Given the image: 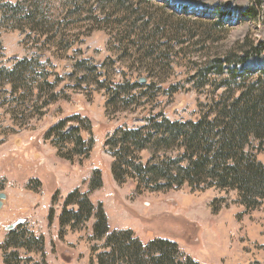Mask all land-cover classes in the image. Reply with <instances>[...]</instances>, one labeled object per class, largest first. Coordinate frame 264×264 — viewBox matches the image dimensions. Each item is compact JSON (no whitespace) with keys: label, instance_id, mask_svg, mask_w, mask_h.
<instances>
[{"label":"rangeland","instance_id":"rangeland-1","mask_svg":"<svg viewBox=\"0 0 264 264\" xmlns=\"http://www.w3.org/2000/svg\"><path fill=\"white\" fill-rule=\"evenodd\" d=\"M22 1L0 0V10ZM172 1L178 8L160 0H37L43 31H32L35 26L23 15L1 19V13L0 68L38 58L35 77L46 80L35 101L36 95L23 91L12 94L0 77V192L7 195L0 209V264L5 227L19 218L27 220L28 233L44 238V263L40 254L20 250L24 256L39 264H98L107 248L105 238L94 239L95 218L74 227L59 222L63 203L75 189L95 206L103 204L110 229H132L145 242L171 240L200 264H264V203L247 210L235 190L183 186L151 192L112 175L115 159L105 142L116 129L141 127L158 114L172 121L196 119L214 88L193 85L197 62L246 37L264 41V7L256 19L244 14L251 0ZM130 5L144 9L134 14ZM216 19L226 29L212 30ZM262 65L264 55L240 69ZM129 82L142 87L130 89ZM66 119L71 121L64 132L80 127L78 135L86 140L91 124L94 145L88 158L62 159L46 138ZM74 141L62 143L64 152H76ZM142 157L146 160L147 153ZM257 157L264 163V151ZM95 170L101 171L103 186L89 191ZM37 182L38 192L31 190Z\"/></svg>","mask_w":264,"mask_h":264},{"label":"trees","instance_id":"trees-1","mask_svg":"<svg viewBox=\"0 0 264 264\" xmlns=\"http://www.w3.org/2000/svg\"><path fill=\"white\" fill-rule=\"evenodd\" d=\"M36 1L24 0L16 5H7L11 10H0V15L3 13L1 19L10 18L8 15H23L21 19L35 26L32 31L34 28L43 31L46 26L41 21V3ZM160 1H167L169 7L173 5L178 8L171 0ZM263 7L264 0H251L244 14L256 19ZM130 8L134 14L144 9L138 5H130ZM150 22L149 18L144 25ZM211 25L214 31L226 29V24L217 19ZM211 35L208 37L211 38ZM212 37L216 42L217 38ZM263 55L264 41L246 37L197 62L196 73L191 78L193 85L198 90L209 86L214 88L208 102L200 105V115L196 119L172 121L158 114L146 118L141 127L116 129L105 142L108 152L115 159L111 168L114 179L119 183L132 180L139 188L151 192H164L183 186L195 191L213 188L235 190L240 203L247 210L260 207L264 203V163L258 160L257 155L264 151V65L244 70L240 67L251 58ZM40 67L38 58H24L12 68H0V77L12 87V94L23 91L32 97L36 95L35 101H38L46 80L45 77L40 83L35 77ZM127 84L130 89L142 87L137 82ZM220 89L223 92L216 95V90ZM76 118L79 123L85 120H81V116ZM69 121L66 119L55 125L46 138L51 140L62 159L73 161L76 154L88 158L94 145L91 124L87 127L90 138L86 140L78 135L80 127L64 132ZM72 140H75L76 152H64L62 143ZM78 147L83 149L78 150ZM143 153H147L146 160L142 157ZM37 185L31 190L38 192L41 184L37 182ZM102 186V173L95 170L89 191ZM74 205L77 206L76 210L69 209ZM218 211L219 207L213 209V213ZM53 217V213H50V222ZM92 217L95 218L94 239L105 238L104 248H107L98 255V264H200L182 253L178 244L171 240L156 238L145 242L132 229H110L103 204L95 206L88 194L80 189L73 190L66 197L59 222L62 226L74 227L81 220L85 222ZM26 223L8 232L3 243L2 264H39L34 257L24 256L20 250H25L26 254H40L41 263L45 262L44 238L28 233L24 228Z\"/></svg>","mask_w":264,"mask_h":264},{"label":"water","instance_id":"water-1","mask_svg":"<svg viewBox=\"0 0 264 264\" xmlns=\"http://www.w3.org/2000/svg\"><path fill=\"white\" fill-rule=\"evenodd\" d=\"M146 80L145 79H140L141 83H144ZM7 199V195L5 192H0V209H2L5 205V200ZM27 220L24 218H19L18 220H16L15 222H13L12 224L8 225L5 227V231L9 232L14 230L15 228H17L18 226H20L21 224L25 223Z\"/></svg>","mask_w":264,"mask_h":264},{"label":"crops","instance_id":"crops-1","mask_svg":"<svg viewBox=\"0 0 264 264\" xmlns=\"http://www.w3.org/2000/svg\"><path fill=\"white\" fill-rule=\"evenodd\" d=\"M5 207V206H4Z\"/></svg>","mask_w":264,"mask_h":264}]
</instances>
